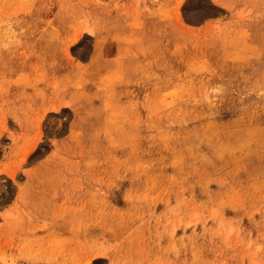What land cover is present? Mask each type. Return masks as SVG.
Returning <instances> with one entry per match:
<instances>
[{
    "label": "rangeland",
    "instance_id": "obj_1",
    "mask_svg": "<svg viewBox=\"0 0 264 264\" xmlns=\"http://www.w3.org/2000/svg\"><path fill=\"white\" fill-rule=\"evenodd\" d=\"M0 264H264V0H0Z\"/></svg>",
    "mask_w": 264,
    "mask_h": 264
}]
</instances>
